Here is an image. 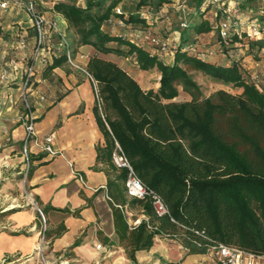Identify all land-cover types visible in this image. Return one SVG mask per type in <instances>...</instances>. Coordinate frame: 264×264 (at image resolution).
I'll use <instances>...</instances> for the list:
<instances>
[{
  "label": "trees",
  "instance_id": "1",
  "mask_svg": "<svg viewBox=\"0 0 264 264\" xmlns=\"http://www.w3.org/2000/svg\"><path fill=\"white\" fill-rule=\"evenodd\" d=\"M78 1L64 0L53 9L75 30V48L94 50L86 70L97 83L100 103L95 102L93 112L104 138V144L95 147L96 163L106 166L112 201L140 210L133 219H142L129 230L124 214L113 210L115 231L127 247L131 264H137L135 253L149 251L159 235L177 239L187 255H207L219 244L264 255V83L249 81L239 62L230 66L207 62L195 43L196 37L216 30L223 49L247 45L249 54L263 51L264 7L260 26L252 24L261 32L260 39L241 32L242 16L237 23L231 17V35L225 44L218 27L222 15L216 17L215 25L202 18L210 10V0H181L202 20L180 24L176 28L179 41L172 46L164 42L171 37L159 35L164 50L171 47L172 60L166 64L161 45L150 41L159 36L149 29L153 22L145 14L158 12L170 0H137L134 8L119 13L116 9L123 0H111L102 12L92 11L100 7L97 0H85L83 6ZM145 6L147 12H141ZM116 21L132 33L140 30L143 39L148 35L149 40L133 41L104 30L103 26ZM108 54L133 58L141 71L156 70L160 74L157 91H142L116 64L99 57ZM65 63L63 55L56 57L43 69V76ZM192 72L243 92L234 95L222 90L204 98ZM180 90L189 101H174ZM115 142L141 183L162 199L168 216L156 217L147 199L125 197L126 173L111 162Z\"/></svg>",
  "mask_w": 264,
  "mask_h": 264
},
{
  "label": "crops",
  "instance_id": "2",
  "mask_svg": "<svg viewBox=\"0 0 264 264\" xmlns=\"http://www.w3.org/2000/svg\"><path fill=\"white\" fill-rule=\"evenodd\" d=\"M27 1L29 0H0V5L5 4L3 8L0 6V73L6 71L10 74L6 82H0V98L6 93L10 96L12 89L9 85H17V90L20 89V77L18 72L11 71V62L20 70L32 52L34 30L24 8ZM176 1L170 0L164 6L172 7ZM50 16L58 19L65 29L68 28L67 22L59 13L54 12ZM242 19L246 21L243 15ZM245 24L241 27V32H251V27H246ZM154 27L153 24L149 29L154 30ZM167 29L171 37L168 40L178 42L179 33L176 28L168 26ZM134 32L140 33V30ZM20 34L25 37L26 46L18 50L15 46ZM195 39L196 46L204 53L207 62L219 66H230L233 62H251V56L246 52L247 45L223 49L216 30ZM75 49L76 60L87 65L94 50L89 46ZM99 57L116 64L142 91H157L159 80L153 83V75L149 73L152 70H139L133 58H121L113 54ZM111 57L120 60L115 61ZM129 60L139 72L149 74L150 78L144 81L137 78L138 75L134 76L131 65H124ZM162 60L170 64L171 54L163 55ZM258 65L256 62V66ZM157 74L159 79L160 74ZM28 93L32 111L36 116L37 136L28 149L32 171L27 178V185L36 206L41 211L46 210L44 216L47 256L58 260L64 258L75 264H131L127 258V247L119 241L115 231L113 210L119 209L124 214L128 226L135 221L133 218L140 210L131 209L128 205L121 207L109 197L106 166L96 163L95 147L97 144L103 145L104 138L93 112L97 100L90 80L66 64L53 69L47 77L43 76V69L39 68ZM181 93L183 92L180 90L174 101L181 102ZM189 100L190 97L182 101ZM49 134L54 135L53 145L57 151L55 156H49L41 150V141ZM23 135L24 127L19 124L12 131L10 147H2L4 149L0 152V176L5 175L4 172L11 177L21 173L17 169L23 162ZM17 146L19 151L16 149L11 155ZM75 172L82 176L86 186H82L75 179ZM6 179L3 178L2 181ZM125 197L131 199L126 194ZM57 210H65L66 213ZM6 218L9 227L0 230V257L9 255L19 260L36 257L41 221L35 207L26 204ZM98 244L101 246L99 249L96 248ZM153 256H159L167 263L193 264L209 259V264H213L208 256L187 255L177 242H169L163 238H156L149 251L135 253L138 264L146 263Z\"/></svg>",
  "mask_w": 264,
  "mask_h": 264
},
{
  "label": "rangeland",
  "instance_id": "3",
  "mask_svg": "<svg viewBox=\"0 0 264 264\" xmlns=\"http://www.w3.org/2000/svg\"><path fill=\"white\" fill-rule=\"evenodd\" d=\"M100 3V7L93 8V12H102L111 2V0H97ZM221 5H218L222 8H228L232 9L237 4L242 7L243 11L241 15H243V18L246 19V21L242 22V26L251 27L252 32V25L253 23L260 26L259 19L263 17L262 9L264 7V0H221ZM64 2V0H29L25 3V6H28L29 4H33L39 15L44 16L45 18L51 19L54 18L50 15H52L54 11V6L57 3ZM85 0H79L78 4L83 6ZM137 0H123L122 3H120V6L117 7V10L120 12L123 8L126 10H131L134 8ZM174 5L172 7L170 6H162V9H160L158 12H155L153 10L148 11V14H145L147 16L148 20L150 22H153L155 25L154 30H151L153 35L159 36L162 34L165 38L169 37V31L167 27L177 28L180 24H190L192 22H199L201 21V17L199 15H194L193 11L181 0H177L176 3H173ZM217 5H211L210 10L206 12V14L202 17L203 19H207L212 22V24H216V13L219 10V7ZM148 7H142L140 9L141 12H147ZM151 17H153L151 19ZM59 21V20H58ZM264 23V18L262 19ZM117 22V21H116ZM113 23L109 26H104V30L108 31L110 34L116 33L121 34L123 37L133 40L142 42L143 35L134 32L132 33L131 30L127 26L120 25V23ZM31 24V23H30ZM59 24L61 26V22L59 21ZM63 27V26H61ZM257 27V26H256ZM64 28V27H63ZM153 29V28H152ZM66 37L69 42L72 43L73 48L76 47V39L77 35L75 33V30L73 28L68 27L65 29ZM162 36H159V39ZM56 40H54L55 42ZM146 41V40H144ZM143 41V42H144ZM167 42L170 46H172V42L164 39V42ZM169 47V46H168ZM76 50V49H74ZM248 52V50L246 51ZM171 54V47L167 48L163 55H169ZM81 56V55H80ZM251 56V62H243L241 64L242 71L245 77L249 78V81L255 80L258 84L263 83L264 81V50L258 51V49H255V51L250 54ZM91 57V56H89ZM113 60H120L115 59L114 57H111ZM253 59V60H252ZM262 60V61H261ZM256 62L259 63L258 66H256ZM80 63V62H79ZM81 64V63H80ZM125 66L131 65V73L134 76H137V78H141L144 81L147 78H150L149 74H144L142 72H139L137 68L133 66L132 61H128L124 64ZM253 66L252 68L250 66ZM150 75L152 74V80L153 83L158 82V74L156 70H152L149 72ZM156 74V75H155ZM139 75H142L140 77ZM193 78L196 83H198L201 87L203 97L204 98H211L219 91H226L230 92L234 95H241L243 92V89L234 87L233 85H226L218 80H215L211 77L205 76L202 73L199 72H192ZM150 80V79H149ZM12 89V92L10 96L6 93L4 97L0 98V152L2 151V148L4 145L7 147H10V144L12 142L11 134L15 127H17L19 124H22L24 121V104L21 98V91L20 89L17 90V85H9ZM7 87V88H8ZM20 88V85H19ZM98 89V88H97ZM28 101L31 105V100L28 93ZM188 95L185 93H181L179 100H185L188 99ZM100 103V101H99ZM32 110V109H31ZM23 125V124H22ZM23 146V144H22ZM18 149L19 146L14 148V151L11 152V155L15 153V150ZM22 154H23V147H22ZM27 161L29 162V168H32V161L29 154V150H27ZM25 164H26V158L23 157V162L20 168L17 170L21 173L18 175L10 176V175H1L0 176V230H3V228H8L9 225H7L6 217L7 215H10L11 213H14L17 210H20L21 208L25 207L26 204H30V199H32V196L30 195L29 188L27 185V178L24 180L23 178V172L25 170ZM11 172H8L10 174ZM3 178H7L5 181H2ZM11 206L10 209H4V207ZM4 209V210H3ZM46 219V218H45ZM171 242V241H169ZM176 242V241H174ZM178 243V242H177ZM179 244V243H178ZM43 249V259L36 256L34 258H28L27 260H12L7 262L6 258H12L11 256H2L0 257V264H61V261H67L66 264H75L70 263L67 259H61L58 260L55 257H48L47 256V248L46 245H44ZM180 251V250H179ZM186 254V253H185ZM209 259H205L203 261H196L193 264H209ZM65 264V263H64ZM138 264V263H137ZM143 264H170L165 262L162 258L159 256H153L151 257L146 263Z\"/></svg>",
  "mask_w": 264,
  "mask_h": 264
},
{
  "label": "built area",
  "instance_id": "4",
  "mask_svg": "<svg viewBox=\"0 0 264 264\" xmlns=\"http://www.w3.org/2000/svg\"><path fill=\"white\" fill-rule=\"evenodd\" d=\"M212 5H221V0H210ZM2 8L5 7V4L0 5ZM219 7V6H218ZM25 11L28 15L31 27L34 30V43L32 47V52L30 54L29 60L27 63L19 70L14 62H11V71L13 73L18 72L20 77V91L21 98L25 108V116L23 121L24 135H23V157L26 158L25 170L23 172L24 180L27 178L29 173V162L27 161V150L31 143L34 142L37 136V130L35 128L36 116L31 110V105L28 101V92L31 86L33 85V80L36 77V74L39 68L44 69L46 66L50 65L56 57L63 55L66 59V65L76 71L83 73L91 82L93 87V92L97 102L98 100V89L97 83L93 77L87 72L86 65L80 64L73 53V48L71 43L68 41L65 33V28L61 27L58 19L56 18H45L38 14L36 7L33 4H29L25 7ZM117 13L119 11L117 10ZM219 14L222 17L218 20V27L220 30L221 38L225 44H228L229 36L231 35V17L236 20V23L241 20V10L240 5H236L232 9L219 7L218 12L216 13L217 17ZM227 15V17H226ZM182 26H184L182 24ZM251 34L258 39L261 38L262 34L256 26H252ZM144 39L149 40L148 35L144 36ZM54 40H56L54 42ZM150 41L155 45H161L163 52L165 45L160 41L158 37L151 38ZM26 40L23 34L18 35L15 48L20 50L25 48ZM9 72L2 71L0 73V82H6L9 79ZM160 79V78H159ZM264 83V81H263ZM40 99H43L40 97ZM54 135L49 134L43 138L41 141V150L49 156H55L57 151L54 148ZM111 162L113 166L118 170H124L126 173L124 181L125 194L128 198H135L140 200H149L153 213L156 217L168 216L169 212L162 201V199L155 194L152 190L145 187L132 166L130 165L128 159L122 152L119 145L115 142L114 150L111 155ZM75 179L82 185L86 186L82 176L75 172ZM30 204L35 207L38 216L41 221V230H40V241L36 247V254L38 257L43 259V249L45 245V236L46 231V219L42 211L36 206L33 198L30 199ZM120 208V206L117 205ZM142 219L133 221L129 228L130 230L135 228L140 224ZM146 221V219H144ZM149 230H154V228L148 226ZM156 238H163L168 241H176L177 239L170 238L166 235H159ZM180 245V243H179ZM101 246L98 244L96 246L99 249ZM181 247V245H180ZM181 249L186 253V250L181 247ZM212 261L213 264H264V255H258L244 251L236 246L219 244L210 249L209 253L206 255ZM17 258H6V261L16 260ZM61 264H66L67 261H61Z\"/></svg>",
  "mask_w": 264,
  "mask_h": 264
}]
</instances>
